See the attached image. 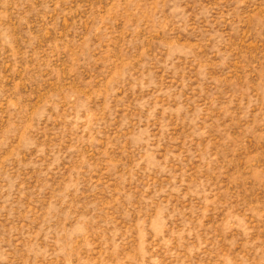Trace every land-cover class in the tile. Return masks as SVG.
Wrapping results in <instances>:
<instances>
[{"label":"rangeland","instance_id":"1","mask_svg":"<svg viewBox=\"0 0 264 264\" xmlns=\"http://www.w3.org/2000/svg\"><path fill=\"white\" fill-rule=\"evenodd\" d=\"M0 264H264V0H0Z\"/></svg>","mask_w":264,"mask_h":264}]
</instances>
